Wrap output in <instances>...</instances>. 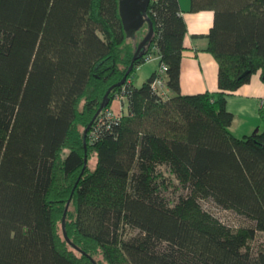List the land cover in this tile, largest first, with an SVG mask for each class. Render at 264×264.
<instances>
[{"label":"trees","instance_id":"1","mask_svg":"<svg viewBox=\"0 0 264 264\" xmlns=\"http://www.w3.org/2000/svg\"><path fill=\"white\" fill-rule=\"evenodd\" d=\"M119 1L0 0V264H264V249H250L264 233V131L236 137L227 109L264 70V0H191V12H214L206 37L219 64V92L197 95L181 91L180 1L151 0L152 42L87 150L86 129L149 31L129 37ZM154 49L171 95L154 91L159 71L133 84ZM118 96L127 112L105 120ZM163 167L186 192L174 203ZM70 199L67 233L81 250L63 232ZM203 200L253 226L233 230Z\"/></svg>","mask_w":264,"mask_h":264},{"label":"crops","instance_id":"2","mask_svg":"<svg viewBox=\"0 0 264 264\" xmlns=\"http://www.w3.org/2000/svg\"><path fill=\"white\" fill-rule=\"evenodd\" d=\"M179 1L188 26L181 63V91L184 95L217 94L219 92V64L208 51L209 40L206 37L214 24V12L209 10L191 12V0ZM147 67L150 68L147 69ZM160 68L161 57L158 50L154 49L148 61L138 68L136 76H139L138 73L143 70L144 74L147 69L145 78H149ZM263 75L264 70H259L252 75L248 83L227 95V109L234 117L230 131L236 137L252 135L256 130L264 131ZM165 81L167 82V76H165ZM171 94L168 90V95ZM112 106L116 111L119 109V115H123L128 109L127 99L125 97L116 98Z\"/></svg>","mask_w":264,"mask_h":264},{"label":"water","instance_id":"3","mask_svg":"<svg viewBox=\"0 0 264 264\" xmlns=\"http://www.w3.org/2000/svg\"><path fill=\"white\" fill-rule=\"evenodd\" d=\"M150 3H151V0H120L119 1L120 16H121V19L123 22L124 29L127 32L128 36L135 38L136 33L138 31H140L146 24H148V26H149V31H148V34L145 36V38L138 44L136 51H135V54H134V57H133V60H132V64H131L126 76L123 78V80L120 83L112 86L108 90V92L105 95V98H104V101H103L101 107L99 108V110H98L97 114L95 115L93 121L91 122L90 126L86 129L85 138H84V144H85L86 149H87V133L90 130V127L95 122V120L100 116V114L103 112V110L108 106L109 96H110L111 92L116 87H120V86H123L126 84L129 74L134 69L135 62L137 61V59L139 57H141L145 54L148 46L152 42L155 31H154L153 22H152V20L149 16V13H148ZM263 79H264V75H263ZM86 163H87V159H86ZM70 204H71V199L69 200V202L66 206V210L64 213V217H63V232H64V236H65L66 240L68 241V243H70L76 249L81 250L77 246H75L74 243H72V241L69 238L68 233H67L66 219H67V213H68ZM92 261L94 264H97L94 259H92Z\"/></svg>","mask_w":264,"mask_h":264},{"label":"rangeland","instance_id":"4","mask_svg":"<svg viewBox=\"0 0 264 264\" xmlns=\"http://www.w3.org/2000/svg\"><path fill=\"white\" fill-rule=\"evenodd\" d=\"M153 64V63H151ZM151 66V65H149ZM150 67H147V69ZM147 69L145 71V73L147 72ZM144 70L142 72H139V76H136V73L134 75V85L137 87H140L148 78L146 75L147 74H143ZM149 77V76H148ZM165 91H168L167 86L165 87ZM164 96V95H163ZM119 111V109H117ZM110 111L116 115H119L120 111H116V109L114 110L113 106H111ZM87 150H88V144H87ZM96 157L95 155H93L90 159L89 165L91 169H94L95 165H96ZM161 171L165 174V176L169 179H171L173 182L172 185H170L169 189L166 191V196L168 198L169 201H171L172 203H174L176 201V199L181 195V194H185L186 192H183V190L179 187V183L173 179V177L171 176L170 172L168 171L167 168L163 167L161 168ZM201 204L203 206V208L212 213L215 217H217L221 222H223L224 224H226L227 226H229L230 228H232L233 230L237 231L241 228H245V227H250L253 226V223L248 220L247 218H244L240 215L235 214L232 211H228V210H224L219 208L218 206H216L212 201H208V200H203L201 201ZM250 249L252 251L253 254H258V252H260L261 250L264 249V233H259L256 240L253 241L250 244Z\"/></svg>","mask_w":264,"mask_h":264},{"label":"built area","instance_id":"5","mask_svg":"<svg viewBox=\"0 0 264 264\" xmlns=\"http://www.w3.org/2000/svg\"><path fill=\"white\" fill-rule=\"evenodd\" d=\"M166 71H167V67L165 65L161 66L160 70H159V77L155 80V82L153 83V89L156 93H158L159 95H167L168 91H165V87H166V81H165V76H166ZM117 98H124L123 96H118ZM120 115H116L114 113H112L109 110H107L105 112V116L104 119L106 120H116L118 118H120Z\"/></svg>","mask_w":264,"mask_h":264}]
</instances>
